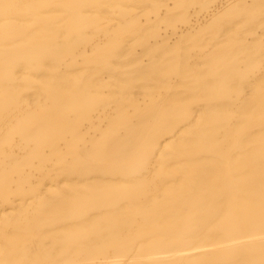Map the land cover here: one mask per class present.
Listing matches in <instances>:
<instances>
[{"label":"bare ground","instance_id":"obj_1","mask_svg":"<svg viewBox=\"0 0 264 264\" xmlns=\"http://www.w3.org/2000/svg\"><path fill=\"white\" fill-rule=\"evenodd\" d=\"M0 264H264V0H0Z\"/></svg>","mask_w":264,"mask_h":264}]
</instances>
